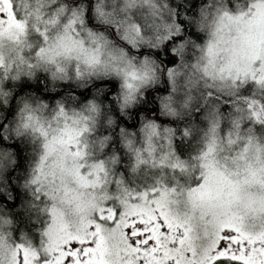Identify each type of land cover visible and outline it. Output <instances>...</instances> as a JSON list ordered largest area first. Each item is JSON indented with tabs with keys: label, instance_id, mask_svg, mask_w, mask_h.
<instances>
[{
	"label": "clouds",
	"instance_id": "obj_1",
	"mask_svg": "<svg viewBox=\"0 0 264 264\" xmlns=\"http://www.w3.org/2000/svg\"><path fill=\"white\" fill-rule=\"evenodd\" d=\"M10 2L0 264H71L96 224L94 264H136L116 213L187 225L180 264L223 224L264 233V0H92L91 23L88 0Z\"/></svg>",
	"mask_w": 264,
	"mask_h": 264
},
{
	"label": "snow or ice",
	"instance_id": "obj_2",
	"mask_svg": "<svg viewBox=\"0 0 264 264\" xmlns=\"http://www.w3.org/2000/svg\"><path fill=\"white\" fill-rule=\"evenodd\" d=\"M0 3L8 5L7 12L4 8H0V19H3L5 15L11 17L12 5L10 0H0ZM91 14L92 0H88L90 23ZM113 35H115V30H113ZM0 142H2V138H0ZM3 199L4 195L0 193V201ZM104 211L101 210V219L104 218ZM107 211L111 213L110 209ZM115 217L118 218H114L113 214H109L107 219L114 220L116 225V228L113 229L114 232L122 229L118 235L121 240L127 241L126 250L129 254H134L133 260L136 264H167L169 260H171V264H180L178 256L173 258L170 255L174 250L178 252L180 249L169 243L168 234L175 232L179 238V244L183 246L189 235L187 225L173 224L163 211L160 212L159 216L151 215L147 219L142 214L125 218L123 215L116 213ZM100 228L101 226L96 224V230L88 234L94 238L91 243L86 239L77 238L79 244L86 245L82 248L78 246V243H73L71 240L67 241V247L61 249V252L69 258L71 264H94L92 255L103 243V237L99 235ZM257 242L261 243L259 250L256 248ZM165 243L169 244L167 248H164ZM257 251L264 255V233L253 235L233 224H223L216 228L212 234L210 244L206 249L207 264H228V262H231V264H258L253 259V254ZM193 254H195V251ZM81 255L84 259H81ZM97 264H104V262H97ZM124 264H133V262L126 260Z\"/></svg>",
	"mask_w": 264,
	"mask_h": 264
}]
</instances>
